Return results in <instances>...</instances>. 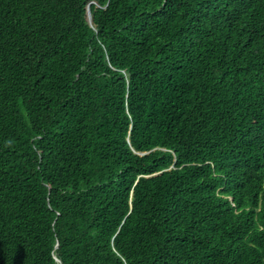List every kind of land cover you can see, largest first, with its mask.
<instances>
[{
    "label": "trees",
    "instance_id": "trees-1",
    "mask_svg": "<svg viewBox=\"0 0 264 264\" xmlns=\"http://www.w3.org/2000/svg\"><path fill=\"white\" fill-rule=\"evenodd\" d=\"M135 3L0 0V264H264V0Z\"/></svg>",
    "mask_w": 264,
    "mask_h": 264
},
{
    "label": "clouds",
    "instance_id": "clouds-1",
    "mask_svg": "<svg viewBox=\"0 0 264 264\" xmlns=\"http://www.w3.org/2000/svg\"><path fill=\"white\" fill-rule=\"evenodd\" d=\"M131 1H132L131 5L134 6L135 12H136L135 21L137 17L139 23H141L146 16H155L157 14H161L160 9H157V7L154 5V9L143 11L142 13H139L137 15L139 3L133 4L135 0H131ZM105 7L103 8L105 9ZM99 8H101V6ZM88 24L96 30L95 25H94L93 15H91L90 21H88ZM170 25L171 23H168V24L164 23L159 28V31L161 30L159 34L169 31V29L171 28ZM114 34L117 35L121 33H114ZM132 40H133V37L124 35V37L121 38V46L124 48H127L128 46H130ZM95 49L100 51L102 54L106 55V60L109 63V67L111 69H115L114 65H112L110 62V55L107 50V42L101 45V47L95 46ZM111 56L114 58L113 52H111ZM132 61L133 63L129 66L131 68L138 66V65L140 68L149 65L147 70H143L145 71V74H146L143 80V84H149L147 89L150 88V84L153 85V80L155 79V76H156L155 71L151 70L154 64L157 66H161L165 69H167L170 65H174L180 70L184 68L186 72L190 71V77H192L191 71L193 70V73L195 74L197 80L200 81V84H202L204 81L203 85L209 84L211 82L210 77L213 74V71H212L213 68L207 63V61L196 60L195 53L191 52V49L185 45V42L180 36L176 37V39H174L171 42L163 43L161 48L156 51H154L153 48L151 47H147L144 52L133 54L131 57L126 58L124 62H132ZM237 63L239 62L237 61ZM118 71H120L123 74L126 80V83H127V87H129L131 84L130 72L125 68H119ZM241 97L242 95L237 96V98H240V99ZM234 100H236V98H234ZM257 208L258 210H260L261 207L258 206Z\"/></svg>",
    "mask_w": 264,
    "mask_h": 264
}]
</instances>
